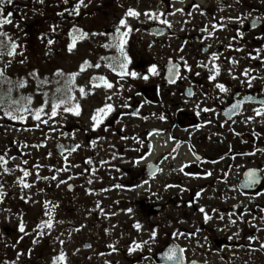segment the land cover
Listing matches in <instances>:
<instances>
[{
    "label": "flooded vegetation",
    "instance_id": "1",
    "mask_svg": "<svg viewBox=\"0 0 264 264\" xmlns=\"http://www.w3.org/2000/svg\"><path fill=\"white\" fill-rule=\"evenodd\" d=\"M193 4H198L205 15L194 10ZM165 5L168 6L167 13L174 10L170 5L183 8L184 13H165L161 17L171 23L170 28L158 20L141 28L155 39L157 46L162 47L158 48L156 58H138L129 68L142 75L148 74V80L123 79V103L131 107H123V113L112 114L106 121V130H110V134L104 140L108 142L104 141L98 148L106 155L103 160L106 163L86 164L89 157L79 156L78 159L75 156L80 148L69 154L65 148L77 144L64 137L55 142V152L61 158L75 156L78 173H82L76 177L89 174L93 180L87 188L94 190L90 196L96 200H91V205L85 208L95 215V227L103 217L96 204L99 203L105 211L100 199L114 197L112 195L119 191L118 202L123 206L122 252L127 261L173 264L165 253L176 246L185 249V264L190 261H196V264H264V249L260 248V243L264 242V230L257 232L251 226L255 224L264 229V221L260 220L264 216V212H260L264 208V151H261L264 150V124L259 122L261 117L255 122L244 123L247 116L253 115L252 109L259 107L258 101L264 100V63L248 56L249 52L255 56L257 48L264 49V0H240L239 3L236 0H168ZM222 6L223 11H220ZM189 12H192L191 16L187 15ZM228 16H241L243 23L220 19ZM257 19V25L253 27L252 21ZM213 21L227 24V27L208 37L201 29L207 26L211 30ZM237 29L242 36L237 35ZM233 36L237 38L233 40ZM228 44L232 47H226ZM237 48L242 51H236ZM213 52L218 54L215 65L220 67V73L215 81H209V69L214 67ZM261 55L264 56V52ZM233 59L238 63L230 64ZM153 64L157 66L158 75L147 72ZM202 64L208 67H201ZM168 68L172 69L170 80L166 79ZM229 68L238 79L232 78ZM245 69L256 77L250 88L247 83H240L247 79L242 75ZM177 72L178 76L175 75ZM217 82L224 83L229 91L220 93L215 88ZM237 102L240 107L232 111ZM204 107L214 109V113L200 112L197 115ZM134 111L139 115H130ZM206 119L211 123H205ZM254 132L260 135H253ZM101 138L92 140L96 141L95 146L103 140ZM59 144L63 145L62 154L57 150ZM50 150L53 152L54 148ZM95 152L93 150L90 154L92 159L97 155ZM137 160L139 163L135 162ZM213 160L217 163H210ZM85 168L89 171L85 172ZM92 168L96 169L95 175ZM205 171H211L212 175L205 177ZM250 171H255L257 182L247 186ZM186 172L199 175L189 176L185 175ZM64 180L72 188L61 184L60 190L56 189V205L62 212L69 211L74 215L76 209L84 208L75 205L85 199L84 190L75 179H71L73 182ZM116 184L124 187H112ZM201 189V195L196 197ZM200 206L212 216L207 223L203 222V214L198 211ZM128 208L132 209L131 213L125 211ZM211 209L218 211L213 213ZM246 209L249 212L246 213ZM220 214L224 215L223 220L217 219ZM230 214L236 220L234 225L229 223ZM241 215L243 220L239 219ZM136 222L141 224V230L133 226ZM153 229L157 230L155 241L149 240ZM177 230L196 234L174 236ZM251 235H257L259 240L248 241L247 237ZM134 240L148 243L129 256L127 249ZM92 247L91 244L89 250Z\"/></svg>",
    "mask_w": 264,
    "mask_h": 264
},
{
    "label": "rangeland",
    "instance_id": "2",
    "mask_svg": "<svg viewBox=\"0 0 264 264\" xmlns=\"http://www.w3.org/2000/svg\"><path fill=\"white\" fill-rule=\"evenodd\" d=\"M168 0H91L87 8L80 9L79 16H68L67 13L63 17L57 15L66 7L62 0H45L43 5L35 2V0H23L18 9H9L13 13V21H20L22 32L13 29L11 25H5V31H9L10 35L19 36V43L24 46L23 57L17 55L12 64L7 69V75L14 81L17 78L27 77L29 73L36 70L39 73L41 80L47 79L48 84L41 85V91H47L49 97L55 93L57 87L64 85V79L54 75L57 69H62L64 73L77 72L84 60L90 61L92 64L101 63L99 69L86 68V71L80 73L76 78L77 85L85 86L86 90L89 85V80L93 75H104L113 82L112 90L103 89V87L95 90L93 94L85 97H80L78 91L75 92L80 105L81 114L79 116L71 113H64L63 116H58L56 119L58 124L53 127L58 128L62 132L75 133L74 137L61 136L59 132L49 133L50 138L46 141L45 146L40 148L23 147L24 144L35 145L39 144L44 137L39 130L26 131L32 124L31 119L27 123L19 121H10L7 118L0 119V154H4L7 150L9 157L15 156V160H10L8 167L15 168V165H20L21 168H27L31 175L25 179L29 183H35L31 188H22L16 178L22 176L23 173L17 168L12 174H0V183L4 184L5 197L0 202V264H53V259L59 255L61 251L66 253V264H135L127 261L123 256V206L119 204L120 193L115 192L109 199H100V203L106 207L105 213H115V215H103L100 224L94 226L95 215L86 209V206L91 205V200L96 199L87 194V187L90 185L87 180L88 175L76 177L78 167H70L65 163V159L58 156L55 152V147L59 137H64L71 143L80 145V149L75 155L81 158H88L92 151H97L96 157H93L92 165H97L99 161L105 159L102 150H98L100 144L108 142L104 138H109L110 130H106V121L112 114L123 113V80H120L115 73L105 67V62L100 60L102 56L118 55L114 49H105L101 47L103 43L111 39V34L118 26L119 20L124 16L127 8L132 7L141 12L139 19L128 18L129 24L133 27V32L128 38L127 51L131 57L129 68L138 60V58L154 59L157 57L160 47L155 43V39L142 31V27L151 24L154 20L147 19L143 13L145 11H163L167 13ZM88 0H85L87 3ZM73 0H69L70 7ZM7 5H5V8ZM35 9V11L33 10ZM21 15L23 19L20 20ZM56 24L58 28L55 33L50 32L49 26ZM78 29H83L88 33H108V36H90L83 40H77L76 45L71 52L67 50L68 44L72 43V36L78 33H72L73 26ZM138 29V31H137ZM71 33V34H70ZM26 34V35H25ZM44 34V38H41ZM54 39L55 43L47 44V39ZM19 52V49H17ZM25 59L23 64H20L21 59ZM7 59V57H5ZM59 81V83H57ZM38 81L32 78L28 79V86L20 90L24 95H33V106H37L42 102V97L36 95V85ZM8 85L0 84V91L6 89ZM113 93H118L114 95ZM14 96H17V91L14 90ZM112 95L111 101H106V96ZM111 102L114 106L112 111L104 122L96 129L91 128L90 116L95 109L103 106L104 103ZM47 110V109H46ZM2 116V112H0ZM113 116V115H112ZM110 120V119H109ZM47 132V126H43ZM120 129V125L118 130ZM108 135V137H106ZM102 137V141L98 142L97 146L91 143L93 139ZM89 138H92L89 141ZM100 139V140H101ZM54 148L51 152V148ZM51 152L49 157L47 153ZM85 155V156H83ZM69 156L67 160L70 164L77 165L76 157ZM26 159L28 164L22 163ZM33 164H39L42 167L39 169V175L51 176L55 174L50 171V168L69 167V171L60 172L58 180L67 179L69 176L75 175V179L84 190L82 194L85 199L75 203L76 207H84L82 210L76 209V214L69 211L62 212L57 207L56 189L60 190L61 184L57 187V181L53 180H35V170ZM73 182V180H70ZM86 188V189H85ZM91 188V187H90ZM43 189V191H39ZM24 197L25 199H22ZM87 197V198H86ZM30 198V199H28ZM45 201H51L56 205L54 209L44 207ZM117 206H114L115 203ZM52 211V219L54 226L50 234L37 236L36 232L41 231L36 226L42 220L49 219L44 215L45 211ZM90 213V214H89ZM25 225V232H19L18 225L20 222ZM62 221V223H60ZM83 225V227H81ZM79 229V230H77ZM43 231L48 232L45 228ZM70 233V235H69ZM23 236V239H19ZM37 243H33V240ZM64 241L63 244L60 241ZM19 241V242H17ZM92 244L91 250L84 247L85 244ZM115 245L118 251H112L108 245ZM15 245V247H13ZM84 247V248H83ZM30 251V254L29 253ZM78 250V251H77ZM25 253L17 259V253ZM103 253V255H101ZM129 256H131L129 254ZM65 264V262H59ZM138 264H153L152 262H140Z\"/></svg>",
    "mask_w": 264,
    "mask_h": 264
},
{
    "label": "snow or ice",
    "instance_id": "3",
    "mask_svg": "<svg viewBox=\"0 0 264 264\" xmlns=\"http://www.w3.org/2000/svg\"><path fill=\"white\" fill-rule=\"evenodd\" d=\"M35 2L43 5L45 3V0H35ZM181 2H183V0H181ZM237 3L240 2V0H236ZM62 3L66 6L63 8L62 11H60L59 13H57V15L63 17L65 13L68 14V16H79L80 15V9L83 8H87L88 4L91 3V0H88L87 3H85V0H73V3L70 7H68L67 5H69V0H62ZM14 4V0H0V84L3 85H8V87L2 91H0V112H2V116H0V119L3 118H7L10 121H19L22 123H27L29 121V119H31L32 124L30 125L29 128H26L24 130L26 131H31V130H39L42 134V136L44 137V139L39 143V144H35V145H28V144H24L23 147H33V148H40L42 146H45L46 141L50 138L49 133L51 132H59L61 136H69L72 135L74 137L75 133H68V132H62L60 131L58 128L53 127V125H56L59 123V121L56 119L58 116H63L64 113H71L72 115L75 116H79L81 114L80 111V105L79 102L77 100V97L75 95V92L78 91L80 94V97H85L89 94H93L95 92L96 89L103 87V89L106 90H112L114 88V84L113 82L109 81L106 76L104 75H93L90 80H89V85L90 87L85 88V86L83 85H77L76 84V78L80 75V73L86 71V68H96L99 69L101 67V63L97 62L95 64H92L90 61L88 60H84L82 62V64L79 67V70L77 72H72V73H64L62 69H57L56 72L54 73L55 76L57 77H61V78H65L64 79V85L62 87H57L55 89V93H58L59 96H57L56 94H53L52 97H49V93L47 91H41V85L44 84H48L50 83V81H48L47 79H43L41 80L39 77V73L36 70H33L31 73L28 74L27 77H22V78H17V80H13L10 76L7 75V69L9 68V66L12 64V62L14 61L15 57L17 55H20L23 57L24 55V46L19 43V36H15V38L13 37V35H10L9 31H5L4 30V26L5 25H11L13 29H16L17 31L22 32L23 29L20 28V21H13L12 16L13 13L11 11H8L5 14V5H13ZM174 10L172 12L167 13L168 15H174L176 12H180V13H184V9L183 8H175L174 5H170ZM227 7H231V5H226ZM192 8L194 10H199V14L200 15H205V12L200 9V6L198 4H193ZM35 11V9H33ZM220 11H223V6L219 9ZM143 15L149 19V20H158L161 24H165L167 25L169 28L171 27V23L167 20V19H161V17H163L165 15V13L163 11H145L143 13ZM188 16L192 15V12L187 13ZM141 16V12L129 7L127 8V10L124 13V16L120 18L118 26L115 27L114 29V33L111 34V39L107 40L105 43H103L101 45V47L105 48V49H114L116 51V53H118V55H114V56H102L100 57L101 61L105 62V67L110 69L113 73L116 74V76L120 79L123 80L126 77H132V78H142L144 80H148L149 79V75L148 74H141L137 71L134 70H130L129 69V65L131 64L132 60L131 57L127 51V45H128V38L130 36V34L133 32V27L131 26V24H129L128 22V18H135V19H139V17ZM24 17L23 15H21L20 20H22ZM221 20H227L229 22L232 21H236L238 23H243V18L241 16H228V17H221ZM259 19V18H258ZM257 20H253L252 21V26L255 27L257 25ZM225 27H227V24L224 23H220L218 21H213L211 22V30H209V27H204L201 29L202 32L207 33L208 37H213L215 32L219 29L222 30ZM58 28V25L53 24L49 26V30L50 32L55 33L56 30ZM72 33H78V35H73L72 36V43L68 44L67 46V50L69 52H71L73 50V48L76 45V41L77 40H83L86 38H89L90 36H96V35H101V36H108V33H88L86 31H84L83 29H78L75 25L72 28ZM138 31V29H137ZM71 34V33H70ZM26 35V34H25ZM237 35L238 36H242L243 33L239 32V30L237 29ZM41 38H44V34H41ZM237 37L233 36L232 39L235 40ZM55 41L54 39H47V44L48 45H52L54 44ZM210 47V45H209ZM226 47L231 48L232 45L228 44ZM17 49H19V52L17 51ZM182 51V49H180ZM236 51H242V49L237 48ZM264 52V49H260L257 48L255 49V56L252 55L251 52L248 53L249 58L251 59H257L259 61H261V63H264V56L261 55V53ZM5 57H7V59H5ZM25 59H21L19 61L20 64H23L25 62ZM181 59H183V57H181ZM211 59L212 62L214 64V67L209 69V75L207 76V79L209 81H215L217 76L220 73V67L218 65H215V61L218 59V54L213 52L211 54ZM230 64L235 65L238 63V61L236 60H230L229 61ZM185 66L187 67V64L185 62ZM201 67H205L207 68V64H202ZM189 71H191L190 67L188 68ZM170 72L172 71V69L169 70ZM148 73H150L151 75H158V71H157V66L155 64L151 65L148 70ZM229 74L232 75V68H229ZM175 75H179V73H175ZM196 75H199V73H196ZM242 75L244 77H246V80H241L240 83L244 84L247 83L248 87H252V80L256 79L255 76H251L250 75V70L249 69H245L242 73ZM32 78L33 80L38 81L37 85H36V95H40L42 97V102L37 105V106H33V101H34V96L29 94V95H24L20 92V90L25 89L28 86V79ZM233 79H238L237 76L232 75ZM174 82V81H172ZM57 83H59V81H57ZM119 87H123L122 84L119 85ZM215 88L219 90L220 93H227L229 91V89L225 86L224 83H215ZM14 90L17 91L18 95L14 96ZM114 95H118V93H113ZM128 99H131V97H129ZM246 99H251V98H246ZM112 100V95H107L106 96V101H111ZM259 107L258 108H253V115L251 116H247L244 120V123H249V122H255L257 117H261L262 119L259 121L260 123L264 124V100L258 101ZM121 107L124 108H128L131 107L130 104L128 103H123L121 105ZM197 107H199V105H197ZM240 107V103L237 102L235 105L232 106V111H235L236 108ZM47 109V110H46ZM114 111V106L111 102H106L103 104V106L98 107L95 109L94 113L90 116V120H91V128L92 129H96L98 126H100L104 120L106 119V117H108V115ZM200 112H205V113H214V109L209 108V107H204L202 109H200V111H198L196 114L200 115ZM130 115L132 116H137L139 115L138 111H134L132 112ZM154 115V114H153ZM160 119H165L164 116H160ZM143 119H147V117H143ZM234 122V121H233ZM205 123H211L210 119H206ZM43 126H47V132L44 131V127ZM197 128L200 127V125L196 126ZM149 135H151V133H149ZM237 135H239V133H237ZM253 135L255 136H259V133H253ZM122 139H127V137H121ZM169 139H174L173 137H169ZM96 141H92V145L93 147L95 146ZM60 147H63L62 145ZM80 147V145H75L73 148H65V151L68 152L69 154L73 151H75L76 149H78ZM264 151V150H261ZM255 153H247L246 155H254ZM52 153L48 152L47 156H51ZM115 158V156L113 157ZM224 157H221V159H223ZM16 157L15 156H11L9 157L7 155V150L4 152V154H0V174H12L14 172L15 169H19L23 175L22 176H18L16 178V182L22 186V188H31L33 186V184L35 183V181H33V183H29L27 182V180L25 179L26 177H28L29 175H31V172L29 171V169L27 168H21L20 165H15V168H9L8 164L10 160H15ZM65 159V163L69 164L70 167H79V165H75V164H70V162L67 160V157L64 158ZM142 159V157H141ZM197 160H200L199 156H196ZM136 163H139V160L135 161ZM22 163L27 165L28 161L26 159L22 160ZM86 164L88 165H92L93 161L92 158L89 157L86 162ZM101 164L106 163V161H100ZM210 163H217V161L213 160L210 161ZM40 167H42L39 164H33L32 168L35 170V180L39 181L41 179L43 180H53V181H57L58 180V174L60 172H67L69 171V167H59V168H50V171H53L55 174L51 175V176H43L41 177L39 175V169ZM184 167L182 166L180 171L183 172L184 171ZM85 172L89 171L88 168L84 169ZM93 175H95L96 169L92 168L91 169ZM117 171H119V169H117ZM158 171H162L161 169H158ZM82 173H76V176L81 175ZM185 175H199V174H194L191 172H186ZM203 175L205 177L207 176H211L212 172L211 171H205L203 173ZM224 175L226 176L227 173L225 172ZM248 181H247V186H251L252 184H255L257 182V176L255 171H250L248 174ZM68 180L73 179V176H69L67 178ZM88 184H92L93 180L91 178H89L87 180ZM144 183H147V181H144ZM60 184H67V180H58L57 183V187L60 186ZM67 187L69 189L72 188L71 184H67ZM112 187L115 188H123V185L120 184H116L113 185ZM135 187H140V185H135ZM165 187H173L172 185H166ZM109 189H101V191H108ZM182 191L184 189H181ZM39 191H43V189H39ZM93 189L89 188L86 190L87 194H92L93 193ZM203 191V189H201V191H198L195 195L196 197H199L201 195V192ZM4 184L0 183V202L3 201L4 199ZM22 199H25L24 197H21ZM30 199V198H28ZM49 206H51L52 209H54L56 207V205L52 204L51 201H45L44 202V207L45 208H49ZM96 209H99V212L105 216L107 215H115V213H105L104 209L102 207H100V204L97 203L96 204ZM125 211H127L128 213L132 212L131 208L126 209ZM198 211L203 214V222L207 223L209 220L212 219V216L209 214V212L205 211V208L203 206H200L198 208ZM217 209H211V212L215 213L217 212ZM246 213L249 212V210H245ZM260 212H264V208L260 209ZM90 214V213H89ZM44 215L48 216L49 219L47 220H42L39 224H37V228L41 229V231L36 232L37 236H43L46 234H50L53 226H54V222L52 217V211H45ZM243 215L239 216L240 220H243ZM217 219L219 220H223L224 219V215L220 214L217 216ZM253 220L256 219L255 216L252 217ZM261 221H264V216L260 217ZM247 223H250V221H246ZM62 223V221L60 222ZM229 223L230 224H236V220L231 218V214L229 215ZM137 230H141V224L139 222H136L133 225ZM252 227L256 228L257 232H260L262 229V227H258L255 224H251ZM83 227V225L81 226ZM19 228V232L20 233H24L25 235H27L28 233L25 232V225L24 223L21 221L18 225ZM47 228L48 232L43 231V229ZM79 230V229H77ZM197 232H199V229L196 230ZM196 233H182L179 232V230H177L176 232L173 233L174 236H192L195 235ZM70 235V233H69ZM238 235V233L236 234ZM157 236V230L153 229L150 233L149 236V240L151 241H155V238ZM19 239H23V236H21ZM247 240L250 242H255L259 240V237L257 235H251L247 237ZM19 242V241H17ZM37 240H33V243H37ZM61 244L64 243V241H60ZM148 241H141V242H136L135 240L132 241V245L130 247H128L127 251L129 254L133 253L134 251L140 250L142 249L144 244H147ZM13 247H15V245H13ZM109 248L112 249V251H118V249L115 247V245H108ZM260 248L264 249V242L260 243ZM29 250V253L30 254ZM78 251V250H77ZM149 251H151V249H149ZM185 249L184 248H177L176 246H173L172 248H169L168 252L165 253L166 258L169 261H172L173 264H185ZM25 253H17V259H19V257L21 255H24ZM101 255H103V253H101ZM66 253L61 251L59 253L58 256H56L53 259V264H59V262H65L66 264ZM145 259H147V257H145ZM11 264H15V261L11 262ZM107 264V262H106ZM189 264H196V261H190Z\"/></svg>",
    "mask_w": 264,
    "mask_h": 264
},
{
    "label": "water",
    "instance_id": "4",
    "mask_svg": "<svg viewBox=\"0 0 264 264\" xmlns=\"http://www.w3.org/2000/svg\"><path fill=\"white\" fill-rule=\"evenodd\" d=\"M170 77H171V72L169 71V68H168V73H167V76H166V79L167 80H170ZM61 146V144H59L58 146H57V150H58V153L59 154H62L63 153V147H60ZM63 146V145H62ZM84 247L86 248V249H90L91 248V244H85L84 245Z\"/></svg>",
    "mask_w": 264,
    "mask_h": 264
},
{
    "label": "trees",
    "instance_id": "5",
    "mask_svg": "<svg viewBox=\"0 0 264 264\" xmlns=\"http://www.w3.org/2000/svg\"><path fill=\"white\" fill-rule=\"evenodd\" d=\"M23 0H14V4L13 5H7V7L5 8V11L13 8V9H18V5H21V2ZM6 14V13H5ZM5 30V29H4Z\"/></svg>",
    "mask_w": 264,
    "mask_h": 264
}]
</instances>
